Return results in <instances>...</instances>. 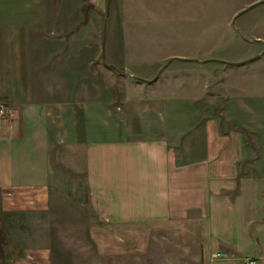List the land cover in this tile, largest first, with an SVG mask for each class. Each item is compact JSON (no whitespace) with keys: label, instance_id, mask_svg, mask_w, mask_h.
Masks as SVG:
<instances>
[{"label":"rangeland","instance_id":"obj_1","mask_svg":"<svg viewBox=\"0 0 264 264\" xmlns=\"http://www.w3.org/2000/svg\"><path fill=\"white\" fill-rule=\"evenodd\" d=\"M263 1L0 0V26L12 36L33 34L23 37L32 47L29 71L68 88L79 132L68 145L51 139L46 149L34 141L25 146L26 159L47 168L48 208L5 211L0 194V253L16 252L24 264H210L201 248L199 254L183 246L179 230H153L145 239L138 228L133 237L132 229L119 234L98 213L84 141L113 138L117 124L123 136L163 135L184 158L190 151L192 159L204 156L208 125L213 140L242 144L238 190L216 220L233 249L216 259L245 264L264 253ZM15 40L8 36L9 62ZM13 81L8 68L10 91ZM79 104L107 109L114 123L107 115L84 119ZM1 106L12 110L0 121L9 124L13 103Z\"/></svg>","mask_w":264,"mask_h":264},{"label":"crops","instance_id":"obj_2","mask_svg":"<svg viewBox=\"0 0 264 264\" xmlns=\"http://www.w3.org/2000/svg\"><path fill=\"white\" fill-rule=\"evenodd\" d=\"M5 28L0 26V102L13 103L14 117L9 124L0 123V194L4 196L5 211H43L49 200V186L44 182L47 168H42L41 159L28 161L25 146L34 141L36 147L46 149L51 139L63 145L79 140L77 112L67 103L68 88L60 89L54 79L42 73L35 77L29 71L34 68L32 47L24 45L23 37L33 36L32 30L27 29L31 34L12 36ZM8 36L18 44L14 45L13 62L7 56ZM8 68L14 69L12 91L8 88ZM78 106L84 119L101 120L107 115L114 123L116 114L107 109L97 113L96 105ZM172 113L179 117L181 107L175 106ZM192 116L197 121L202 114L197 111ZM121 127H113L111 139L84 141L87 180L100 216L117 233L132 229L133 237L138 228L145 239L153 230H179L183 246L194 247L192 251L199 254L201 248L204 261L207 258L210 264L222 263L216 257L230 252L234 242L219 231L216 220L219 210L230 207L231 193L240 179L242 144L213 140L208 125L204 156L192 159L190 151L184 158L163 135L123 136ZM128 127L124 124V133L130 134ZM223 243L229 247L221 248ZM252 258L264 264V253ZM24 262L16 252L0 253V264Z\"/></svg>","mask_w":264,"mask_h":264},{"label":"built area","instance_id":"obj_3","mask_svg":"<svg viewBox=\"0 0 264 264\" xmlns=\"http://www.w3.org/2000/svg\"><path fill=\"white\" fill-rule=\"evenodd\" d=\"M12 114V110L10 108L1 106L0 107V121H6ZM245 264H262L261 260L257 258H250L246 260Z\"/></svg>","mask_w":264,"mask_h":264},{"label":"water","instance_id":"obj_4","mask_svg":"<svg viewBox=\"0 0 264 264\" xmlns=\"http://www.w3.org/2000/svg\"><path fill=\"white\" fill-rule=\"evenodd\" d=\"M110 2H111V0H109V3H108V5L110 4ZM260 4H264V1L263 2H261ZM256 6V5H255ZM255 6H252L251 8H249V10L250 9H252V8H254ZM246 11H248V10H246ZM246 11H244V12H242L241 13V15L242 14H244ZM235 22V21H234ZM103 59H104V55H103ZM255 59H257V58H254V59H252V60H249V61H253V60H255ZM173 60L174 59H172V60H170L169 61V63L168 64H170V63H172L173 62ZM181 60H186V59H181ZM189 61H191V60H189ZM212 61V60H211ZM195 62H198V61H195ZM223 63H225V64H227V65H236V64H233V63H228V62H223ZM246 62H243L242 64H245ZM237 65H239V64H237ZM111 68L113 69V70H115L116 68L115 67H113V66H111Z\"/></svg>","mask_w":264,"mask_h":264}]
</instances>
